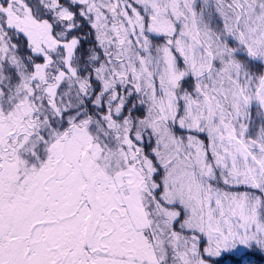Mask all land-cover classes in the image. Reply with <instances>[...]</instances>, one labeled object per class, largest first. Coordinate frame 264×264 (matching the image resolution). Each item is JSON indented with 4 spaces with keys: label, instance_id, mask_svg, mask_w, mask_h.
Instances as JSON below:
<instances>
[{
    "label": "snow or ice",
    "instance_id": "obj_1",
    "mask_svg": "<svg viewBox=\"0 0 264 264\" xmlns=\"http://www.w3.org/2000/svg\"><path fill=\"white\" fill-rule=\"evenodd\" d=\"M0 264H264V0H0Z\"/></svg>",
    "mask_w": 264,
    "mask_h": 264
}]
</instances>
